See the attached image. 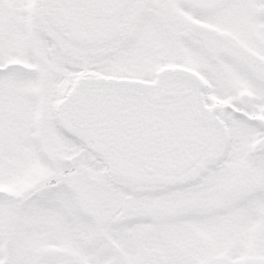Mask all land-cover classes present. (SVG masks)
Wrapping results in <instances>:
<instances>
[{
  "label": "snow or ice",
  "instance_id": "snow-or-ice-1",
  "mask_svg": "<svg viewBox=\"0 0 264 264\" xmlns=\"http://www.w3.org/2000/svg\"><path fill=\"white\" fill-rule=\"evenodd\" d=\"M0 264H264V0H0Z\"/></svg>",
  "mask_w": 264,
  "mask_h": 264
}]
</instances>
